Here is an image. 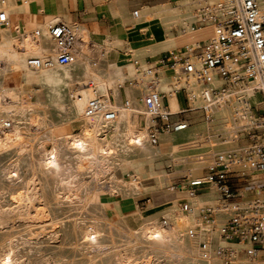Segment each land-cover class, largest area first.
<instances>
[{
	"label": "bare ground",
	"instance_id": "1",
	"mask_svg": "<svg viewBox=\"0 0 264 264\" xmlns=\"http://www.w3.org/2000/svg\"><path fill=\"white\" fill-rule=\"evenodd\" d=\"M29 1L21 0L23 4ZM94 1L101 5L114 0ZM258 3L264 7L262 0ZM180 4L163 0L158 10L141 11L137 18L146 24L144 31L158 16L167 17L171 11L180 16L183 33L174 42L161 33L133 51L144 49L156 56L213 35L208 24L198 30L191 25L198 6L195 0L190 12L177 9ZM15 6V0H0V10ZM67 27L75 41L70 49L72 59L63 65L55 62L54 44L44 27L36 41L28 30L18 36L0 31L11 51L6 66L0 69V80L4 71H13L24 76L19 81L34 79L39 85L34 89L27 83L22 88L0 83V264H226L225 257L240 259L238 251L247 244L221 236L227 253H221V247L195 251L188 214L176 207H166L160 223L141 214L136 201L133 210L109 218L105 198L132 199L145 193L139 174L125 177L122 173L132 162L141 161L142 173L149 166L152 174L168 161L173 173L187 169L195 177L210 153L228 143L213 137L210 124L204 122L178 131H159L157 143L150 142L147 127L151 120L136 98L143 85L138 80L133 83L126 74L121 83L105 82V68L91 58L87 31L77 25ZM26 44H35L32 51L36 54L41 47L47 59L39 58L41 65L26 62L20 51ZM173 79L160 72L157 81V89H170L165 93L172 110L177 108L170 85ZM130 80L131 86L123 87ZM187 91L200 96L201 86L189 80ZM92 97L115 108L116 118L106 121L100 112L86 114V101ZM6 121H10L9 128L3 126ZM229 125L227 120L226 128ZM117 172H121L120 178ZM164 177L169 187L161 191H169L170 176L165 173ZM210 189L216 202L197 197L199 207L217 205L216 191ZM150 207L147 202L146 209ZM216 213L224 215L221 210Z\"/></svg>",
	"mask_w": 264,
	"mask_h": 264
},
{
	"label": "built area",
	"instance_id": "2",
	"mask_svg": "<svg viewBox=\"0 0 264 264\" xmlns=\"http://www.w3.org/2000/svg\"><path fill=\"white\" fill-rule=\"evenodd\" d=\"M195 1L198 6L191 25L209 24L213 35L147 60L144 70L148 78L136 98L150 117L147 132L154 144L157 132L178 131L197 122L210 124L213 137L228 143L210 153V162L199 176L181 169L171 177L172 185L191 193L210 187L216 191L217 205L202 206L197 211L201 246L212 243L213 219L221 210L224 215L219 235L247 244L238 251L240 259L231 255L224 263L264 264V8L257 0ZM131 14L137 17L138 10ZM6 24L7 12L0 10V26ZM42 25L54 44L55 62L68 63L75 41L71 30L58 16ZM29 34L36 41L39 29H31ZM28 62L43 63L37 58H28ZM133 64L139 67V62ZM160 72L174 76L170 85L176 109L170 108L166 93L157 89ZM189 80L201 86L200 96L187 91ZM85 112H100L106 121L117 116V110L106 107L98 97L87 99ZM227 120L230 125L226 128ZM3 126L9 128L10 123L6 121ZM169 167L171 164L163 168L168 171ZM177 205L180 211L191 209L185 198Z\"/></svg>",
	"mask_w": 264,
	"mask_h": 264
},
{
	"label": "crops",
	"instance_id": "3",
	"mask_svg": "<svg viewBox=\"0 0 264 264\" xmlns=\"http://www.w3.org/2000/svg\"><path fill=\"white\" fill-rule=\"evenodd\" d=\"M96 1L102 2V0ZM155 1L156 0L151 1L154 2L153 4H146V1L143 0H114L110 3L102 2L103 4L96 5L95 1L91 0V3L93 4L91 5L89 0H30L25 4H23L21 0H15L16 6L9 8L6 11L7 24L2 27L7 28L9 34L15 36L29 30L30 28L33 29L35 26L38 29L43 28L44 26L42 24L45 21L53 16H58L63 19L67 26L71 24L84 28L87 31L90 43L103 46L104 43L106 44L109 42L110 46H113V48L108 49L106 52L107 58H109L108 60L116 61L119 58L122 52L120 45L125 48L124 50L127 51L131 57H135V59L140 58L142 60H151L148 56L155 57L154 54L147 53L144 49H136L133 51L132 48L141 47L151 39L161 35L163 31L171 42H174L176 39L175 25L177 22V16L171 15L169 16L170 18L166 19L158 16L157 21L150 24L144 31V26L146 24H140L138 18L131 14L133 9L138 10V15L141 11L148 13L158 10L163 0ZM191 1L193 0H180L181 8L187 10L191 5ZM262 1L264 2V0ZM203 27H205V25L197 26L195 29L198 30ZM118 64L123 66L122 72L128 75L127 70L129 69L130 63L124 62ZM17 79L18 75L13 71H4L0 83L2 86L11 87L16 85ZM127 82L129 81H125L124 84ZM164 165H167V162L163 164V167ZM143 166L144 165L141 161H134L129 167H127V169H124L122 173L125 177H128L130 173H140L141 182L146 193H149L150 191H160L159 187L162 183V185H168L164 177L165 173H168L163 167L156 169L152 174H149L150 172H148L146 168L144 173H142ZM137 168H140L139 173L136 171ZM119 200L123 201V203L105 201L104 208L106 212H109L112 215L129 212L135 208V202L133 201L137 202V200L134 199ZM174 200L177 199L172 198L170 202H173ZM191 205V211H187V214L191 222V233L195 251L204 252L208 249H215L217 244L221 246L219 228L222 224L220 221H223L222 215L215 212L213 219L212 243L210 245L201 246L199 244L200 236L196 233L194 228L196 225H199L197 211L200 207L198 199L196 204L197 207H194V203ZM148 210V216L152 220H155V218H160L163 215L165 208L157 209L155 206H152L148 208Z\"/></svg>",
	"mask_w": 264,
	"mask_h": 264
},
{
	"label": "rangeland",
	"instance_id": "4",
	"mask_svg": "<svg viewBox=\"0 0 264 264\" xmlns=\"http://www.w3.org/2000/svg\"><path fill=\"white\" fill-rule=\"evenodd\" d=\"M143 1H146V4H153L154 3V2H151L153 0H143ZM90 4L93 5L91 3V1H90ZM180 8H181V6L179 5L177 9H180ZM183 10L186 11V12H190V11L193 10V5H190L189 8H187V10H185L183 8ZM167 15H168L167 17H164L165 19L166 18H170L169 16L172 15L171 11L168 12ZM179 17L180 16H178V15L176 17L177 18V22H176V25H175L176 37L180 36L183 33V24L181 22H179ZM79 24H81V23H79ZM194 27H197V25L194 26ZM2 29L7 30V28L0 27V31ZM30 30H31V28L28 31H30ZM163 33H164V31H163ZM19 34L15 35V36H18ZM6 45H7L6 40L0 38V54L2 56L0 58V69H2V70L6 66V62L9 60V58H10L9 56H10V53H11L10 49L8 47H6ZM38 46H40V45L38 44ZM32 47H36V45L35 44H26V45L22 46L21 49H20V51L22 53V56H23V58H24V60L26 62H28V58H37V59L41 58L42 60H46L47 59L44 55H42L43 49L41 47H38L39 50H40V53H37V54L32 51ZM89 47H90V51L94 54V55L92 54V56H91L92 60L95 63L96 62L101 63L103 65V67L105 68L104 70H105L106 75H107V78L105 79V82H118L119 81L121 83L123 81V76L125 75L122 72L123 66H121L118 63H124V62L125 63L126 62L130 63L129 69L127 70V73H128V76L131 77V80L133 81V83L139 81L138 83L143 85L145 80H147V76L145 74L146 71L144 70V68L146 67L147 60H145V59L142 60L140 58L139 59H135V57L134 58L131 57L129 55V53L124 50L125 48L122 45H120V49L122 51L121 55L119 56V58L116 61L108 60L109 58H107V54H106L107 50L108 49H112L113 46L111 47L109 44H107V46L106 45L105 46H99L97 44L92 43ZM8 54H9V56H8ZM148 57H150L151 61H153L157 56H155V57L148 56ZM135 61L139 62V67H137L136 64H133V62H135ZM140 68L142 70H140ZM14 73L17 74L16 72H14ZM132 76H134V77H132ZM19 78H24V76L22 74L18 75V79H17V83H16V85H18V88H22V84L27 83L30 87H32L34 89H39V85H38V82L36 80L30 79L29 81H24L23 79H21L19 81ZM131 80H130V82H127L126 84L123 83V87H124V85L127 86V87L131 86V84H132ZM90 85H91V83H90ZM117 86L118 85H116V87ZM157 86H158V84H157ZM166 90H168L170 92L169 88L166 89ZM166 90L165 91L162 90V91L166 92L167 95H168V91H166ZM1 95H2V92H1V89H0V97H1ZM108 95L111 96L109 89H108ZM39 97H40L41 100H44V96H43L42 92L39 93ZM31 100L35 101L36 98L35 97H31ZM8 122H10V121H8ZM78 125L79 124L75 125V128H74L75 132L78 131ZM33 129L36 130L35 127L32 128V130ZM35 130H33V131H35ZM203 141H204L205 144H207L208 143L207 137H205ZM208 158H207V161L209 162L210 161V157H208ZM206 162H205V165L207 164ZM167 165H168V161H167ZM145 168H146V170L148 172H150L151 168L149 166H145ZM171 168H172V165H171V167H169L170 170H168V171H166V168H163L169 174L170 180H171V177L174 174H176V173L172 172ZM139 170H140V168H137L136 171L139 173ZM127 174H128V172H127ZM116 176L120 178L121 177V172H117ZM139 176H140V173H139ZM162 184L159 187L160 191H156V192L150 191L149 192L150 194L148 192L147 193L145 192V193H142V194H139V195H135V196L132 197V199L137 200V204L139 205V208H140L139 210H140L141 214H146V213L149 212V210L146 209L147 202H151L152 206H155L157 209L166 208L167 206L176 207L178 209V205L177 204H178L179 200L183 199V198H185L187 200V202L189 203L190 207L192 206L191 204H193V203L195 205L194 207H197V205H196L197 204V197H199V198H201L203 200H212V201L216 202L214 200L213 190L210 189V188H209L210 190L209 189L199 190V191L195 192L194 193L195 195L193 196L186 188H183L182 186L171 185V190H169V191H161V190L169 187V185H167V184H165V185H162ZM171 184H172V181H171ZM172 198H176L177 200H174L173 202H170V200H172ZM105 201H113L114 203H118V202L119 203H123V201L119 200L117 196H112L110 198H105L103 200V204H104ZM188 211H191V209L188 210ZM183 213L187 214V212H185V211H183ZM107 214H108L110 219L115 218V214L112 215L109 212H107ZM155 220L158 223L164 221L162 218H155ZM198 226L199 225H196L194 228L196 230V233L199 235ZM222 242H223V240L221 239V246H219V244H217L215 249H217L218 247H221L223 249ZM197 252H199V251H197Z\"/></svg>",
	"mask_w": 264,
	"mask_h": 264
}]
</instances>
